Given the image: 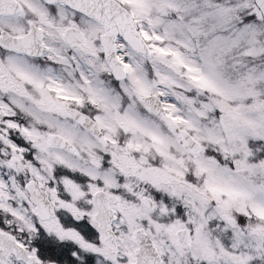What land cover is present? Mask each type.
<instances>
[{
    "label": "snow or ice",
    "instance_id": "snow-or-ice-1",
    "mask_svg": "<svg viewBox=\"0 0 264 264\" xmlns=\"http://www.w3.org/2000/svg\"><path fill=\"white\" fill-rule=\"evenodd\" d=\"M0 264H264V0H0Z\"/></svg>",
    "mask_w": 264,
    "mask_h": 264
}]
</instances>
